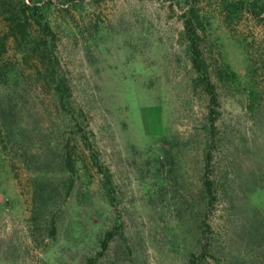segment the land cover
I'll use <instances>...</instances> for the list:
<instances>
[{"label": "rangeland", "instance_id": "1", "mask_svg": "<svg viewBox=\"0 0 264 264\" xmlns=\"http://www.w3.org/2000/svg\"><path fill=\"white\" fill-rule=\"evenodd\" d=\"M0 264H264V0H0Z\"/></svg>", "mask_w": 264, "mask_h": 264}, {"label": "trees", "instance_id": "2", "mask_svg": "<svg viewBox=\"0 0 264 264\" xmlns=\"http://www.w3.org/2000/svg\"><path fill=\"white\" fill-rule=\"evenodd\" d=\"M199 14L195 9L190 10L189 12L184 14L185 19V30L187 32L190 44H191V52L194 57V66L199 71H203V66L201 60V51L199 46V35L197 30L196 21L199 22ZM208 89L211 93V102L213 105H217V97L213 90L212 84L208 83ZM212 113L216 114V111L213 109ZM215 120L213 116L212 121ZM112 238V233L107 234L106 240L103 242V249H107L110 239Z\"/></svg>", "mask_w": 264, "mask_h": 264}]
</instances>
